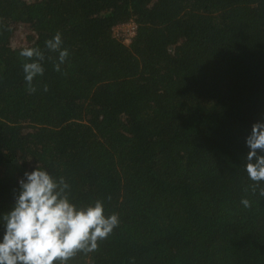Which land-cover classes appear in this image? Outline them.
<instances>
[{"label": "trees", "instance_id": "obj_1", "mask_svg": "<svg viewBox=\"0 0 264 264\" xmlns=\"http://www.w3.org/2000/svg\"><path fill=\"white\" fill-rule=\"evenodd\" d=\"M24 47L45 54L31 94ZM261 117L264 0H0V212L37 165L119 219L68 264H264V184L243 171Z\"/></svg>", "mask_w": 264, "mask_h": 264}, {"label": "clouds", "instance_id": "obj_2", "mask_svg": "<svg viewBox=\"0 0 264 264\" xmlns=\"http://www.w3.org/2000/svg\"><path fill=\"white\" fill-rule=\"evenodd\" d=\"M59 32L44 41V48L57 53L54 71L68 56L61 47ZM18 55L28 93L36 89L34 78L43 76L44 52L38 47H24ZM47 86L43 91H47ZM247 149L243 171L254 185L264 184V117L253 122L243 138ZM69 185L63 177H54L37 165L26 170L16 181L11 207L0 212V264H68L78 251L96 250L97 241L105 239L118 226V216L104 214V204L96 200L78 206L71 202ZM257 194L264 197V187ZM244 208L248 199H241Z\"/></svg>", "mask_w": 264, "mask_h": 264}, {"label": "rangeland", "instance_id": "obj_3", "mask_svg": "<svg viewBox=\"0 0 264 264\" xmlns=\"http://www.w3.org/2000/svg\"><path fill=\"white\" fill-rule=\"evenodd\" d=\"M24 43H25V41H24V37H23L22 31H21V29H19L15 33V35H14L12 41H11V45L12 46H19V45H23Z\"/></svg>", "mask_w": 264, "mask_h": 264}, {"label": "built area", "instance_id": "obj_4", "mask_svg": "<svg viewBox=\"0 0 264 264\" xmlns=\"http://www.w3.org/2000/svg\"><path fill=\"white\" fill-rule=\"evenodd\" d=\"M123 29V31L125 32L123 35H122V37H126V38H129V37H131V36H133L134 35V31H135V26L134 25H128L127 27H126V29L125 28H122Z\"/></svg>", "mask_w": 264, "mask_h": 264}]
</instances>
